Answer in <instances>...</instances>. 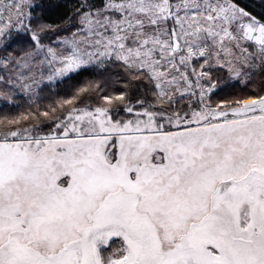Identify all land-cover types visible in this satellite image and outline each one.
Masks as SVG:
<instances>
[{
    "label": "snow or ice",
    "instance_id": "snow-or-ice-1",
    "mask_svg": "<svg viewBox=\"0 0 264 264\" xmlns=\"http://www.w3.org/2000/svg\"><path fill=\"white\" fill-rule=\"evenodd\" d=\"M58 6L0 0V100L29 98L0 115V264H264V15L78 0L61 28L44 19ZM90 66L123 90L39 102ZM221 70L261 86L214 101Z\"/></svg>",
    "mask_w": 264,
    "mask_h": 264
},
{
    "label": "trees",
    "instance_id": "trees-1",
    "mask_svg": "<svg viewBox=\"0 0 264 264\" xmlns=\"http://www.w3.org/2000/svg\"><path fill=\"white\" fill-rule=\"evenodd\" d=\"M52 0H36V2L42 5H52L50 4ZM78 3L76 0H63L61 2H56L53 4L59 5L58 7H48L44 13L45 22L52 24L53 27L59 25L61 28L64 26L66 18L68 15L74 11L75 5ZM259 12L264 15V0L257 4ZM41 15V14H40ZM38 15V16H40ZM48 40V39H46ZM21 45H13V49L10 51L17 52L20 50ZM216 76L219 78L220 85L223 87L228 84V87L224 88L223 92L219 94L222 96H213V99L219 98H229L235 96H245L250 94L254 89H258L261 86V75H257L253 78L251 83H247L244 86L238 83H231L227 81V75L224 71L216 72ZM99 83L104 92L108 94H119L123 90V76L117 67H108L107 69H99L97 71H83L78 75H73L71 79L64 78L63 80L55 84H45L37 92L39 93V102L41 104L53 103L58 99L69 97L76 88L83 86L88 82ZM234 86H231L233 85ZM94 103H99V99L96 96L92 97ZM18 105V106H16ZM29 107V100L19 98L15 101V105L3 104L0 106V115L9 114L16 115L20 112L26 110ZM47 129L45 128V131Z\"/></svg>",
    "mask_w": 264,
    "mask_h": 264
},
{
    "label": "rangeland",
    "instance_id": "rangeland-1",
    "mask_svg": "<svg viewBox=\"0 0 264 264\" xmlns=\"http://www.w3.org/2000/svg\"><path fill=\"white\" fill-rule=\"evenodd\" d=\"M61 2V1H63V0H52L51 2H50V4H53V3H56V2ZM76 1H78V0H76ZM262 0H237V2L239 3V5L241 6V7H244L246 10H248V11H250L251 13H253L254 15H257L258 17L259 16H261V15H263L262 13H260L259 12V9H258V7H257V4L259 3V2H261ZM38 3V2H37ZM41 4V3H40ZM41 14V12H40V10L39 9H37L36 10V12H35V14L34 15H36V16H38V15H40ZM49 41L48 40H44V43L45 44H47ZM7 53H5V52H3V51H0V57H2V56H5ZM99 69H104V67H95V66H90L88 69H86V70H82L81 72H83V71H90V72H95V71H97V70H99ZM221 71H223V70H221ZM225 72V71H224ZM225 74L227 75V73L225 72ZM64 79V78H63ZM63 79H58V80H56V81H52V82H49V81H44L40 86H39V88L37 89V91L43 86V85H45V84H55V83H57V82H59V81H61V80H63ZM231 83H237V82H231ZM239 85H241V86H244L245 85V83L243 82V81H241V82H239L238 83ZM218 96H222V95H218ZM19 98H22V99H26V100H29V98L27 97V96H25V95H23V94H21V93H19V92H17V95H16V97L14 98L15 99V101L16 100H18ZM214 101H216V100H220L219 98H216V99H213ZM3 104H5L2 100H0V106L1 105H3Z\"/></svg>",
    "mask_w": 264,
    "mask_h": 264
}]
</instances>
